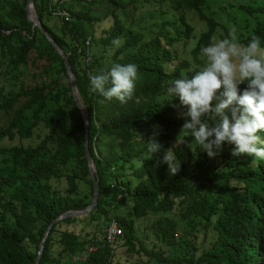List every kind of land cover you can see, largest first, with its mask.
<instances>
[{"label":"trees","instance_id":"16d2710c","mask_svg":"<svg viewBox=\"0 0 264 264\" xmlns=\"http://www.w3.org/2000/svg\"><path fill=\"white\" fill-rule=\"evenodd\" d=\"M75 1L80 6L76 11L72 0H34V7L42 27L67 57L87 111L88 151L99 199L86 217L52 227L39 264H264V160L235 157L228 143L210 159L198 144L192 147L184 138L179 145L172 137L182 130L179 114L187 107L177 96H167L165 87L171 80L190 77V71L182 72L200 64L201 49L222 39L220 31L228 34L209 8L210 0ZM27 2L0 0V117H8L0 129V264H34L50 222L66 211L86 208L93 193L84 121L64 61L28 21ZM136 3L157 6L162 22L154 24V31L133 33L115 13L123 14ZM101 5L112 11L100 17L93 8ZM227 6L238 13L230 17L238 20V41L247 44L254 34L264 47V18H249L264 14V8L237 0L227 1ZM154 12L145 13V20ZM189 15L196 17L200 30ZM106 18L112 26L97 36L95 26ZM174 62L168 72L165 65ZM113 63L138 66L134 97L124 104L91 91L90 77ZM246 87L247 82L239 85L241 91ZM153 125L160 126L157 138L163 149L147 154V145L137 149L133 142L143 139L141 135L147 139ZM258 134L264 139V131ZM6 139L19 143L2 146ZM167 149L181 162L175 176L162 161ZM117 208L127 216L116 213ZM149 215L157 219L139 232L136 220ZM112 220L122 237L109 245L103 236ZM90 224L93 232L86 231ZM200 233L204 238L212 235L202 252L196 245ZM97 238L85 261H73Z\"/></svg>","mask_w":264,"mask_h":264},{"label":"clouds","instance_id":"9594fccd","mask_svg":"<svg viewBox=\"0 0 264 264\" xmlns=\"http://www.w3.org/2000/svg\"><path fill=\"white\" fill-rule=\"evenodd\" d=\"M201 52L207 59L201 70L168 82L169 95L187 107L179 114L185 136H191L210 159L219 156L222 145L228 143L234 145L235 157L246 154L256 158L253 162L264 160V139L258 134L264 131V47L260 38L253 34L247 44H241L233 29ZM137 79L136 64L113 63L109 70L90 77V87L124 104L133 99ZM244 82L247 87L241 91L239 85ZM160 132V126L153 125L147 139L141 135L151 154L163 149L157 139ZM162 161L173 176L180 171L181 162L170 150L163 151Z\"/></svg>","mask_w":264,"mask_h":264},{"label":"rangeland","instance_id":"374dc122","mask_svg":"<svg viewBox=\"0 0 264 264\" xmlns=\"http://www.w3.org/2000/svg\"><path fill=\"white\" fill-rule=\"evenodd\" d=\"M227 1H232V0H210L209 1V8L215 10L217 12V17H218L219 21L221 23H223L225 26H227L228 34H226V32H224V31H220V33H219L222 35V39L225 37H228L233 29H235V34L238 37V32H237V29L239 27L238 20L234 21L233 19H230L231 16L236 17V15H238V13L234 12L233 9H231L230 7L227 6ZM72 2L75 5L74 10L75 11L79 10L80 6L78 5V3H76L75 0H72ZM237 2L240 4L246 3L254 9L264 8V0H237ZM135 5H136L135 7H133L132 4L128 5L126 7L125 11L123 12V14H121V11H117V10L115 11V13L116 14L119 13V17L123 21L125 26H131L130 29L132 30L133 33L138 32L139 30H142V29L154 31L155 30L153 28L154 24H161V22H162V19L157 18L158 14H159L157 6H155L154 4L148 5L146 3H144L142 5H138L136 3ZM93 9H94V11L97 12V14L100 17H102L104 15H108L112 11V7L107 6V5L97 6ZM222 9L224 11H222ZM148 11L149 12L155 11L154 16H152V18L147 17V20H145V18H146L145 13H147ZM262 17L264 18L263 13L256 12L253 17H249V18L251 20H253V19L260 20V19H262ZM189 19L194 20V26H193L194 29H196L197 31L201 29L202 26L199 22H197L196 17L189 15ZM138 21H140V22H138ZM111 26H112V22L109 21V18L101 19L99 21V23L95 26L96 31L98 32V34L96 33L97 36H99V34L101 32H103V30H106V29L110 28ZM89 32H88V35H89ZM197 36L198 35L195 36V38L192 40V42H194V43L196 42ZM88 56H89V54H88ZM105 57L107 60H109L111 58V52L105 54ZM201 58H202V61H200V64H196V65L191 64V66L186 71H183L182 73L185 74L187 71H190L193 75L196 71L201 70L207 64L206 57L204 55H202ZM175 64L176 63L174 62V63H171L170 65H165L167 71L172 72ZM50 77L54 78V76L52 74L50 75ZM37 80H43V78L37 77ZM26 81H27L26 82L27 84H33L34 83V81H32L31 79H26ZM165 91H166V95L170 96L168 93V90H166V87H165ZM7 123H8V117L7 116L3 115L2 117H0V129H3L7 125ZM184 133H185V130L182 129L181 131L172 134V137L174 138V141H175L174 143L180 145L182 143L183 139L187 138L190 141V143L192 144V147H195V144H197V143L194 141V139L191 136H185ZM157 139H158V142L161 144L159 138H157ZM15 143H19V140L16 139L14 141H10V140L6 139V140H4V142H2L1 145L2 146H9V145H12ZM28 144H30L29 141H24V145H28ZM133 144L137 149H142L143 147H145L147 145L145 139L136 140L133 142ZM228 147H230L232 149L234 147V145L228 144ZM231 149H229V150H231ZM149 153L150 152H147V154H149ZM0 159H1V156H0ZM107 185H108V182H107ZM126 204H127V207L130 208V204L128 202ZM117 210H118V208L116 209V213L119 211L120 216L121 215H124L125 217L127 216L126 213H123L121 211V209L118 211ZM156 219H157V216L149 215L145 218L136 220L135 226L139 232H142L143 229H145L147 226H149ZM85 228H86V231L90 230V232H93V230H94L93 224L85 226ZM96 236L100 237V238L102 237L98 234H96ZM211 240H212L211 234L207 238H204L203 234L200 233L196 238V245L199 246V249H198L199 252H202L203 250L207 249L210 246ZM263 247H264V239H263ZM197 255H199V253Z\"/></svg>","mask_w":264,"mask_h":264},{"label":"water","instance_id":"95a60500","mask_svg":"<svg viewBox=\"0 0 264 264\" xmlns=\"http://www.w3.org/2000/svg\"><path fill=\"white\" fill-rule=\"evenodd\" d=\"M25 13H26V17L28 19L29 22L32 23V27H37L41 33L46 37V39L51 43V45L56 49L57 53L60 55V57L63 59L65 67H66V72H67V76L70 82V86H71V92H72V96L73 99L77 105V108L79 109L83 121H84V148H85V158L87 160V164H88V169H89V176L90 179L92 181L93 184V193H92V199L90 204L82 209V210H70V211H66L62 214H60L59 216H57L55 219H53L50 224L48 225V227L46 228L44 235L42 237V240L39 243L38 246V252H37V256L35 259L34 264H39V260L41 258L43 249H44V243L46 241V238L48 237L52 227L57 223L60 222L62 220L65 219H69V218H84L86 217L89 213H91L97 203H98V199H99V186H98V181L96 179V175H95V166L93 164V161L91 159L90 153L88 151V123H89V119H88V115H87V111L82 103V100L78 94V90L76 88L75 85V81H74V77H73V73L72 70L70 68L69 62L67 60V57L63 54L62 50L55 44V42L50 38V35L46 32V30L42 27V24L39 21L38 15L36 13L35 7H34V0H28L26 6H25ZM31 14L33 16V19L31 17Z\"/></svg>","mask_w":264,"mask_h":264},{"label":"built area","instance_id":"2783aa9c","mask_svg":"<svg viewBox=\"0 0 264 264\" xmlns=\"http://www.w3.org/2000/svg\"><path fill=\"white\" fill-rule=\"evenodd\" d=\"M60 15H62L65 18H69L68 13L66 12H60ZM119 237H122V231L118 227L115 220H112L107 227L104 230V241L109 245H114L115 242L119 239ZM99 241V239H92L90 245L87 247V252L83 253L82 256L74 258L73 261L83 262L87 258V253H90L95 250L96 244Z\"/></svg>","mask_w":264,"mask_h":264},{"label":"bare ground","instance_id":"6f19581e","mask_svg":"<svg viewBox=\"0 0 264 264\" xmlns=\"http://www.w3.org/2000/svg\"><path fill=\"white\" fill-rule=\"evenodd\" d=\"M31 17H32V19H33V16H32V14H31Z\"/></svg>","mask_w":264,"mask_h":264}]
</instances>
